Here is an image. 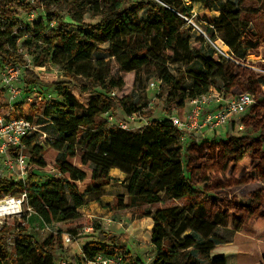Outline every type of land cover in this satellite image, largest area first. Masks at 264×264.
I'll list each match as a JSON object with an SVG mask.
<instances>
[{
	"label": "trees",
	"instance_id": "trees-1",
	"mask_svg": "<svg viewBox=\"0 0 264 264\" xmlns=\"http://www.w3.org/2000/svg\"><path fill=\"white\" fill-rule=\"evenodd\" d=\"M53 2L65 4L74 24L48 8L47 21L33 22L24 30L0 24V64L26 67L24 50L35 67L57 66L66 78L52 84L61 101L46 105L42 113L57 134L50 147L59 154L53 169L60 177L45 183L35 173L26 181L0 178V200L26 195L29 207L47 226L79 219L80 209L89 199L111 210H140L142 217L153 221L151 243L156 255L151 264H240L238 245L217 243L216 231L226 228L264 239V189L253 192L248 205L239 204L236 197H202L264 182V89L260 83L264 73L222 62L218 57L216 61L201 49L195 50L193 30L176 12L189 15L193 4H201L205 10L200 19L213 26H206L212 41L222 40L234 53L244 50L245 56H260L264 34L248 30L254 12L244 11L241 4L264 8V0H226L216 18L210 16V0H191L190 6L180 0H142L130 7L126 6L131 0ZM17 4L28 11L33 9L19 0ZM140 10H146L145 19L138 15ZM2 13L14 18L5 8ZM86 15L100 20L86 23ZM198 40L206 42L203 37ZM113 62L122 72L135 73L136 86L140 73L149 79L156 75L161 81L159 96L166 97L171 112L183 111L190 100L210 90L252 94L255 103L243 120L245 135L192 143L184 156L182 133L169 119L152 120L142 132L110 125L105 119L107 113L116 116L121 109L131 116L142 113L146 105L142 106L143 98L135 100L134 94L121 99L112 94L125 86L121 78L112 76ZM197 63L202 70L195 71ZM175 64L185 65V73L193 79L191 85H186L185 74L171 73ZM256 66L264 70V62ZM26 76L30 84L39 83L31 70H26ZM35 105L15 104L5 117L33 121L40 112ZM144 115L148 118L151 113ZM34 142L33 138L26 140L32 153L30 163L39 171L47 170L43 148L33 146ZM113 169L125 175L127 202L119 198L113 205H104L103 189L119 181L111 177ZM165 200H183L186 205L148 209ZM9 235V228L3 226L0 264H54L58 250L70 249L62 232L40 241L19 226L11 250ZM128 238L127 234L99 231L83 246L85 260L121 255L128 264H140L127 250Z\"/></svg>",
	"mask_w": 264,
	"mask_h": 264
},
{
	"label": "rangeland",
	"instance_id": "rangeland-1",
	"mask_svg": "<svg viewBox=\"0 0 264 264\" xmlns=\"http://www.w3.org/2000/svg\"><path fill=\"white\" fill-rule=\"evenodd\" d=\"M19 1L24 2L25 4H30L33 9L28 11L23 7H20L17 4L18 0H1L0 24L2 26H14L15 31H20L29 27V25L32 26L33 22L47 21V8L51 11H59L66 22L74 24L64 3H56L53 2V0ZM141 2L142 0H131L126 7H130L133 4H140ZM180 2L181 4H186V0H180ZM225 2L226 0H210V16H216L217 13L215 11L218 10V8ZM2 8L11 12L14 15V18L4 15L2 13ZM201 8L198 7L196 9L199 17L205 10L203 7L202 11H200L199 9ZM241 9L244 11L246 9L251 10L252 13L254 12V15L250 17L251 22L248 30L264 34V8H260L255 4L244 2L241 4ZM138 15L141 19H145L146 10H140ZM84 19L85 22L89 24H96L100 20V18H93L89 15H86ZM201 21H205V19H201L199 24ZM201 25L203 28H206L205 24L202 23ZM53 26L54 24L50 25V27ZM191 38L192 46L195 50L201 49V52L206 57H212L214 60H218L212 45L206 42L201 44L198 40L199 35L197 32L191 31ZM21 53L25 54L27 65L24 67L25 69H23L24 71L20 80L15 83V87L19 92L14 96L9 93L7 89L0 86V91L3 92V94L0 95L1 114L4 116L9 115L12 106L15 104H36L35 106L39 109L38 111H40L36 116L39 132H36L30 138H33L35 141L33 146L37 145L43 148L44 159L47 163V170L39 171L32 163H29L24 170L17 166L9 168L5 164V158L0 157V178L7 179L11 182L26 181L29 174L35 173L41 176V183H45L49 179L60 177V175L53 169L59 154L56 150L50 147V143L56 139L57 134L51 122L48 119H45L42 113L46 105L61 101V98L52 87V84L54 82L66 81V78L57 66L48 65L45 68L39 69L34 66L32 57L27 55L24 50H21ZM233 54L237 55L239 59L248 58L247 55L245 56L244 50L235 53L233 52ZM249 55L252 56L249 57L251 60L257 62L256 64L264 62V49L261 50L260 56ZM111 68L112 76L115 78H121L125 83L122 90L114 89L112 94H115V96L119 99L134 94L135 100H138L139 98L144 99L142 106L146 104L145 107H143L142 113H138L137 116L134 117L128 116L121 109L118 110L116 119L128 124V130L133 132H142L146 130L148 123L152 120L163 121L169 119L171 109L167 103L166 97H160L157 90H152L150 86L151 81L157 80L156 75H153L149 79L147 78L146 73H140V83L136 86L135 73L122 72L114 62L112 63ZM194 68L195 71H200L202 70V65L200 63L194 64ZM27 69L33 72L34 76L39 80V83L30 84V80H28L26 76ZM170 70L175 76L178 74H185L186 85L189 86L192 84L193 79L185 73V65L175 64L171 66ZM260 83L264 89V80H260ZM72 92L79 96V92L76 88H72ZM220 92L224 99H230L231 97L241 93L240 91H235L232 95L224 90ZM144 113H151V115L147 118ZM248 113L233 118L231 123L224 128L221 136H215L212 138L211 135L206 132V129L187 133L185 140H182L184 156L186 154V148L192 143L202 144L204 142H216L226 140L230 135L238 137L245 135L246 128L243 124V120L247 118ZM24 154L31 158V149L26 147ZM79 154H81L80 151ZM11 156L13 158L14 154L11 153ZM119 176L120 177L117 178L119 180L117 183H113L103 189L101 199L104 205H113L119 198H125V203L127 202L126 183L124 182L125 175L121 174ZM259 189H264V182L259 181L238 188L217 191L202 197V199L210 198L211 200L217 198L222 199L227 197H236L239 204L248 205L250 203L252 193ZM8 197L12 198L10 196ZM15 199H22V196H18ZM185 205L186 202L183 200H165L161 204L148 207V209L154 210L156 208H164L168 206L184 207ZM80 213L81 217L75 221L54 223L47 226L35 214V212L30 209L28 202L24 200L22 203V213L20 215H11L6 218H0V229L3 226H6L10 230V235L7 239L9 250L14 247L19 226L27 228V233L31 234L40 241L46 239L51 234L62 232L64 238L68 237L71 240L72 243L68 244L71 248L63 251L58 250L55 255L54 264H72L73 262L76 264H87L88 261L85 260L83 254V246L96 238L99 231L116 236L127 234L129 236L127 241V250L130 252L133 259L139 260L140 264L152 263L156 255V250L151 243L153 221L149 218L142 217V211L135 209L111 210L104 208V206L89 199L86 206L80 209ZM187 234H189V232ZM216 234L218 237V240L216 241L217 243L232 242L238 245V257L240 264H264L262 261V257L264 255L263 238L262 240L260 238L249 237L226 228H219L216 231ZM205 264L208 263L206 262Z\"/></svg>",
	"mask_w": 264,
	"mask_h": 264
},
{
	"label": "built area",
	"instance_id": "built-area-1",
	"mask_svg": "<svg viewBox=\"0 0 264 264\" xmlns=\"http://www.w3.org/2000/svg\"><path fill=\"white\" fill-rule=\"evenodd\" d=\"M186 6L191 5V0H186ZM186 23L188 28H191L194 32H197L199 37H203L207 43L211 44L214 48L217 57L222 62H233L245 68L254 70L256 72L264 73V70L259 69L256 66L255 61L248 58L239 59L235 56L222 40L217 39L212 41L209 37L206 28L202 27V23L205 26L209 25L206 21L201 20L199 14L192 8L189 11V15H184L176 12ZM33 18V16H32ZM33 22V20H32ZM225 46L227 49H225ZM23 69L20 64H0V86L7 89L12 95L18 94V89L15 87V83L18 82L22 76ZM152 90H157L159 93L161 87L160 80H154L150 82ZM114 95V94H113ZM14 98V97H12ZM255 103V97L250 93H240L230 99H224L221 94L216 90H210L207 94H204L196 99L190 100L183 111L176 109L172 110L169 120L173 125L182 133V140H185L187 133L194 131H200L206 129V132L211 137L221 136L224 128H226L233 118L247 114ZM138 113H134L131 116H137ZM107 122L118 128L128 130V124L117 120L116 116L111 113L105 115ZM241 128V127H240ZM243 129V128H241ZM39 132L37 119L28 121L24 119H7L0 112V157L5 158V164L9 168L15 166L24 170L30 163V158L24 154L26 149V140L33 134ZM11 153L14 154L12 158ZM9 197H5L0 200V207L6 204ZM16 198V197H12ZM17 200L21 207L26 195H22V199ZM31 209V208H30ZM22 208L16 213L12 211H1L0 218H6L11 215H20ZM65 244H71V240L66 237ZM87 264H128L124 261L121 255L118 256H103L98 255L93 260L88 261Z\"/></svg>",
	"mask_w": 264,
	"mask_h": 264
},
{
	"label": "bare ground",
	"instance_id": "bare-ground-1",
	"mask_svg": "<svg viewBox=\"0 0 264 264\" xmlns=\"http://www.w3.org/2000/svg\"><path fill=\"white\" fill-rule=\"evenodd\" d=\"M225 49H227L226 46H225ZM20 208L22 207L17 200H15L14 198H8L6 201V204L1 206L0 210L1 211H12V213H16L17 211H19Z\"/></svg>",
	"mask_w": 264,
	"mask_h": 264
},
{
	"label": "crops",
	"instance_id": "crops-1",
	"mask_svg": "<svg viewBox=\"0 0 264 264\" xmlns=\"http://www.w3.org/2000/svg\"><path fill=\"white\" fill-rule=\"evenodd\" d=\"M201 8L202 7V5L201 4H193V6H192V8L194 9V11H196V9L197 8ZM203 8V7H202ZM202 8L201 9H199L200 11H202ZM197 12V11H196ZM217 14H216V16H213L214 18H216V17H218L219 16V10H216L215 11ZM122 173L119 171V170H117V169H113V170H111V172H110V175H112V177H114V178H119L120 176L119 175H121ZM150 219V218H149ZM152 220V219H151ZM90 242V241H89ZM69 248H71V246L69 247Z\"/></svg>",
	"mask_w": 264,
	"mask_h": 264
}]
</instances>
